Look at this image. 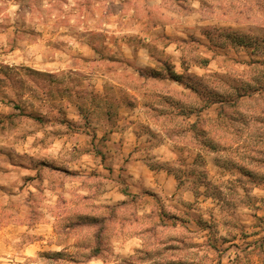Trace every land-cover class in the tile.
<instances>
[{
    "label": "rangeland",
    "instance_id": "rangeland-1",
    "mask_svg": "<svg viewBox=\"0 0 264 264\" xmlns=\"http://www.w3.org/2000/svg\"><path fill=\"white\" fill-rule=\"evenodd\" d=\"M155 18L162 24L157 30L151 26ZM174 19L187 23L168 39L186 73L190 108L186 119L165 125L171 140L153 139L144 148L165 143L162 158L151 154L148 164L174 173L186 208L156 204V212L176 219L165 226L163 251H157L154 264H264V125L255 120L264 117L255 113L263 105L254 107L256 94L237 99L234 89L258 74L247 62L264 58V0H0V264H73L66 261L71 255L83 258L85 252L23 253L51 197L42 189L23 197L14 193L21 166L40 164L49 183L63 182L66 176L53 167L78 164L95 145L89 139H56L49 128L51 119H65V100L80 105L82 114L94 101L97 81L80 69L120 66L106 57L123 62L122 53L145 34L155 37L152 54L164 58V31ZM86 51L102 58L88 61ZM54 67L62 71H47ZM73 67L78 70L70 74ZM36 126L44 132L29 138L25 131ZM26 177H32L29 170ZM51 210L63 212L60 203ZM160 222L155 217L154 223ZM79 241L89 244V235Z\"/></svg>",
    "mask_w": 264,
    "mask_h": 264
},
{
    "label": "crops",
    "instance_id": "crops-1",
    "mask_svg": "<svg viewBox=\"0 0 264 264\" xmlns=\"http://www.w3.org/2000/svg\"><path fill=\"white\" fill-rule=\"evenodd\" d=\"M171 11L179 16L177 10ZM187 18V15L182 16V21ZM163 25L169 27V24ZM185 25L187 23L180 25L174 19L170 29L164 31V58L152 54L150 44L155 42V37L145 34L139 45L131 44L122 53L123 62L118 61L116 55L106 57L110 64L120 66L80 69L97 81L93 85L94 101L88 102L87 112L82 114L80 105L65 100L64 108L68 111L65 119H51L49 128L56 139H89L93 141L91 145H95L81 154L78 164L53 167L66 176L63 182L49 183L47 177L41 175L40 164L21 166L14 193L23 197L31 190L38 193L42 189L51 197L46 200L51 203L45 205L46 217L35 224V238L23 246L26 256L45 250L77 252L78 255L85 252L82 259L71 255L66 261L73 264H154L157 251H163L165 226L172 218L176 219V215L161 210L158 213L155 206L170 201L180 211L186 208V197L180 194L178 181L171 170L148 164L151 154L162 158L165 143L160 142L149 150L144 147L153 139L171 140L165 125L187 117L190 88L184 82L186 73L180 65L176 44L168 39L179 34ZM151 26L157 30L162 24L155 18ZM83 57L88 61L102 58L87 51L83 52ZM76 70L78 68L73 67L68 72L75 74ZM47 71L60 72L62 67ZM0 110L3 109L0 107ZM75 124L80 125L74 129ZM42 132L44 130L36 126L25 134L34 139ZM103 139L105 143L97 144L96 141ZM25 150L37 152L36 149ZM50 151L61 152V149ZM28 170L31 178L26 177ZM8 187L6 182V194L11 193ZM58 203L63 212L53 214L51 209ZM87 204L89 209L84 210ZM74 212L79 213L74 215ZM177 214L181 216L180 212ZM155 217L162 222L154 223ZM60 220L65 223L58 229ZM83 220L92 223H83ZM94 225H97L96 229L87 228ZM86 233L89 244L82 246L79 238Z\"/></svg>",
    "mask_w": 264,
    "mask_h": 264
},
{
    "label": "trees",
    "instance_id": "trees-1",
    "mask_svg": "<svg viewBox=\"0 0 264 264\" xmlns=\"http://www.w3.org/2000/svg\"><path fill=\"white\" fill-rule=\"evenodd\" d=\"M235 42L239 45H242V46L247 45V43H244V41L241 39H237V40H235ZM254 44H257V42H255ZM247 64L249 66L256 65L255 68H257V70H258V74L253 76V77H250V79L245 81L244 83L234 86V89L236 92V98L238 99L243 95H246L248 97H252L253 94L258 95L259 99L257 101H255L254 107L257 108L260 104H262L263 107L260 109H258L259 108L258 107L257 108L258 111L256 110L255 113L256 114H262V113H264V58L249 60L247 62ZM241 88H244V90H241ZM220 102H223V100L221 99ZM249 110H252V109H249ZM189 112L191 113L192 111L189 110ZM252 112H254V111H252ZM195 114L197 116V113H195ZM217 119L219 120V118H217ZM199 120H201V119H199ZM218 120H217V124L222 123L221 121H218ZM255 120L261 122L264 125V117L263 118L255 117ZM195 122L192 123V126H191L192 128L196 127L194 124ZM82 222L83 223L86 222V223L90 224L89 222H87V220H84ZM90 222H92V221H90ZM262 252H263V250H262Z\"/></svg>",
    "mask_w": 264,
    "mask_h": 264
}]
</instances>
